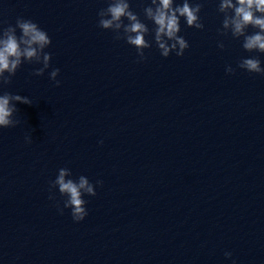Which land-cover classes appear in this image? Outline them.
Returning a JSON list of instances; mask_svg holds the SVG:
<instances>
[{
	"label": "clouds",
	"instance_id": "obj_1",
	"mask_svg": "<svg viewBox=\"0 0 264 264\" xmlns=\"http://www.w3.org/2000/svg\"><path fill=\"white\" fill-rule=\"evenodd\" d=\"M204 2L205 0H183L182 4H178L175 0H150V5L143 8L144 19L153 25L150 29L131 9L130 0H107V7L97 13L98 27L112 31L114 40H124L133 46L137 62L147 59L145 49H150L153 44L164 58L171 53L181 57L189 48L188 41L179 35L181 19L183 18L187 27L203 30L200 13ZM217 12L223 14L222 26L217 29L220 36H230L233 40L242 41L241 46L248 53L264 54V0H218ZM250 28L254 30L251 33ZM149 36L151 39L146 38ZM51 43L48 33L31 19L17 17L14 25L0 24V129L15 127L19 123L14 119L18 113L17 103L32 104L28 96L3 89L12 83V78L24 63L41 64L42 67L33 74L42 76L50 67L51 54L45 49ZM217 47L224 50V42L218 41ZM237 67L250 74L264 76L259 55L241 57ZM225 71L234 74L236 69L227 65ZM59 72L56 68L49 73V78L55 81L57 87L60 85V81L56 79ZM26 139L31 142V137ZM72 175L68 168L58 170L56 178L49 182V199H56L54 190L58 189L60 196L64 197L63 208L57 203L58 210L63 214L64 209H70L73 221L80 222L88 215L84 197L96 196V185H102L103 181L97 180L94 185L84 175L77 179L71 178ZM231 255L230 252H225L226 258H231Z\"/></svg>",
	"mask_w": 264,
	"mask_h": 264
}]
</instances>
